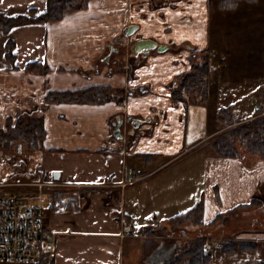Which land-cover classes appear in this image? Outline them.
Returning <instances> with one entry per match:
<instances>
[{"label": "crops", "instance_id": "0c3cea01", "mask_svg": "<svg viewBox=\"0 0 264 264\" xmlns=\"http://www.w3.org/2000/svg\"><path fill=\"white\" fill-rule=\"evenodd\" d=\"M46 1L0 0V16H38ZM87 1L86 9L67 12L60 22L0 29V131L9 120L41 118V144L32 149L19 142L17 152L29 157L27 166L41 179L58 182L56 200L67 206L45 211L46 227L55 233L52 264H123L127 247L138 249L135 262L142 264L153 252L149 227H170V219L200 203L205 226L254 209L241 208L255 200L264 206V158H222L211 148L219 111L245 120L262 106L264 40L211 42L209 25L222 11L218 0ZM238 3L254 9L251 0ZM258 15L264 13L252 18ZM131 26L134 32L125 35ZM139 41L157 46L135 53L131 45ZM199 61L209 63L207 102L173 100L175 80ZM92 86L111 88L115 99L46 101L50 92ZM132 166L154 174L119 186ZM1 170L10 172L8 165ZM251 244L253 252L226 254L219 247L220 264H264V240Z\"/></svg>", "mask_w": 264, "mask_h": 264}, {"label": "rangeland", "instance_id": "374dc122", "mask_svg": "<svg viewBox=\"0 0 264 264\" xmlns=\"http://www.w3.org/2000/svg\"><path fill=\"white\" fill-rule=\"evenodd\" d=\"M239 1L241 0H232L231 2L228 0L225 5L227 7L221 8V16L212 17L209 25L211 42L216 44L218 41L238 42L241 40L243 42L251 41L252 44H258L260 39L261 41L264 40V16L259 18L261 16L258 15L257 21L252 18V16L255 17L254 15L257 12L264 13V3H255L254 0H251L252 3L250 4L254 9L250 11L243 4L239 6ZM168 6H173V2L169 1ZM232 10H235V14L230 13ZM227 11H229V14ZM236 25L240 27H236ZM201 62L199 61V63ZM183 76L177 77L175 80L176 84L180 83ZM176 87L174 88L176 89ZM262 91L257 97L262 106L245 120H239L231 113L230 116L233 124L225 127L219 124L221 126L220 131L213 136V142L218 136L226 134L229 130L264 120V89ZM177 98H180V96ZM181 99L187 100L190 104H195L191 93H183ZM35 118V116H26L23 118V121L27 123L30 119L34 120ZM18 141L16 140L11 144H9L10 141H0V165H8L10 168V172L5 174V176L16 177L21 174L20 172L24 174L27 172L30 179L41 181V174L31 170L27 166L29 157L22 156L21 151L17 152L20 145ZM4 142L7 144V147ZM21 145L23 148L24 146L30 148L26 143H21ZM232 146L237 151L238 157L248 154L244 143H241L240 140L235 141ZM6 155L9 156L6 157ZM2 166H0V169H2ZM16 178L21 179V176ZM147 232L154 237V240L151 239V242L147 244V247L153 252H151L150 257L140 262L142 264H173L178 258L181 259L179 264H189V258L185 257V255L194 249L200 250L199 253H203L205 256H210L212 259L210 264H220V259L224 258H222L218 248H230L227 246L229 244L228 241L235 242L234 244L236 245H245V243H257L264 240V206H255L254 209L248 211L241 210L236 211L231 216H222L220 221L213 227L196 226L187 223L176 227L171 226L168 230L167 228L163 230L161 227H149L147 228ZM139 243L142 244L143 241H139ZM142 248H144V244L140 246V251ZM136 252L140 255L138 249L132 250L127 247L125 249L123 264H132V262L139 264L135 262L137 257L134 254ZM225 259L228 261V256Z\"/></svg>", "mask_w": 264, "mask_h": 264}, {"label": "trees", "instance_id": "16d2710c", "mask_svg": "<svg viewBox=\"0 0 264 264\" xmlns=\"http://www.w3.org/2000/svg\"><path fill=\"white\" fill-rule=\"evenodd\" d=\"M228 0H218V6L220 8L227 7ZM232 0H229L231 2ZM235 1V0H234ZM87 0H47L46 10L38 16L19 15L15 17H2L0 16V29L8 31L10 28L27 23H42V22H60L67 12L75 10H81L87 8ZM233 3V2H232ZM233 5V4H232ZM231 5V6H232ZM229 7V6H228ZM8 58L13 61L12 51L14 49V43L9 42ZM28 68H32V65H28ZM46 70V69H45ZM208 75H209V63L205 61L192 66V70L189 74L184 75L177 83L176 89L173 91V100H180L183 93H191L193 102L195 104H205L208 98ZM113 90L107 86H92L77 91H65V92H50L47 94L46 101L52 103H86V104H102L109 100L115 99L112 95ZM180 96V98H177ZM119 100V99H118ZM231 111L229 109H223L217 114V122L225 127L233 124L231 119ZM23 121L19 118L16 122L9 120L7 123V131H0V141L12 142L19 140L18 142L26 143L30 148H37L41 144V139L44 136L43 122L41 118H35L34 120ZM240 140L244 143L247 153L264 158V120L256 122L254 124L245 125L227 131L226 134L218 136L212 143V151L222 158H236L237 151L233 149V143ZM4 142V144H5ZM7 147V144H5ZM148 158V157H146ZM259 201H253L250 205L242 207L241 209H248L251 206H258ZM203 211L202 204L200 203L195 208L191 209L184 215L177 216L170 219L171 226H181L183 224L191 223L196 226L211 227L220 221L221 217L215 219L214 222L205 226L202 222ZM228 247L222 249L223 253L231 254L238 250H248L253 252L255 245L251 243H245V245H236L235 242L228 241ZM200 250L189 251L185 257L189 258V264H209L211 261L210 256H205L203 253H199ZM184 257V256H183ZM181 259L178 258L173 264H179ZM39 264H52L51 260H43Z\"/></svg>", "mask_w": 264, "mask_h": 264}, {"label": "built area", "instance_id": "2783aa9c", "mask_svg": "<svg viewBox=\"0 0 264 264\" xmlns=\"http://www.w3.org/2000/svg\"><path fill=\"white\" fill-rule=\"evenodd\" d=\"M20 173L16 177L21 179H17L5 176L0 169V263L39 264L55 251V233L46 227L45 211L53 206L67 207L53 198L59 185L56 181H36L27 172ZM152 174L128 167L119 186L141 184Z\"/></svg>", "mask_w": 264, "mask_h": 264}, {"label": "water", "instance_id": "95a60500", "mask_svg": "<svg viewBox=\"0 0 264 264\" xmlns=\"http://www.w3.org/2000/svg\"><path fill=\"white\" fill-rule=\"evenodd\" d=\"M136 27L134 26H131L129 27L128 29H126L124 31L125 34H128V35H131L134 30H135ZM156 43L152 42V41H139L135 44V47H134V52L135 53H139V52H147L149 49H154L156 48ZM160 51L162 50L161 48L159 49ZM121 125H122V122H118V123H115V130L113 132V135L116 137V138H121V134H120V128H121ZM133 125H137L136 122L133 123ZM56 178L59 177V175H55Z\"/></svg>", "mask_w": 264, "mask_h": 264}, {"label": "flooded vegetation", "instance_id": "af4514ba", "mask_svg": "<svg viewBox=\"0 0 264 264\" xmlns=\"http://www.w3.org/2000/svg\"><path fill=\"white\" fill-rule=\"evenodd\" d=\"M124 34H125V33H124ZM125 35H128V34H125ZM135 44H136V43H134L133 45H131V46H132L131 48H133V49H132L133 51H134ZM115 48H116V47H114L113 45L110 46V48H109V52H110V54H112L113 52L117 51V50H115ZM110 54H109L108 57H106V60L109 59ZM119 122H120V121H119ZM150 264H152V263H150Z\"/></svg>", "mask_w": 264, "mask_h": 264}]
</instances>
